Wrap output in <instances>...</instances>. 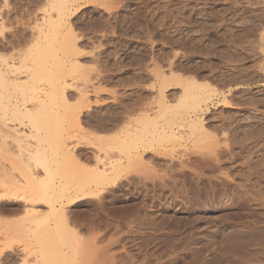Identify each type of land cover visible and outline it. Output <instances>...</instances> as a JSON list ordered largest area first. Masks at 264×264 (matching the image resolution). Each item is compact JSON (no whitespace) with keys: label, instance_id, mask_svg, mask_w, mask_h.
<instances>
[{"label":"rangeland","instance_id":"374dc122","mask_svg":"<svg viewBox=\"0 0 264 264\" xmlns=\"http://www.w3.org/2000/svg\"><path fill=\"white\" fill-rule=\"evenodd\" d=\"M73 1L74 0H71L72 4L71 6H68V9L70 8V11L71 10L72 11L69 12L67 10L66 14L65 12L64 14H62L59 13L60 10L56 5L55 0H0V16H1L0 25L4 23L5 26L4 24L2 26L6 29L4 30V28L0 26L3 28V30H1L2 28H0L1 30L0 33L2 32V35L4 33L5 37L7 34L6 38L5 37L3 38V36L0 34L1 46L4 48L5 44L7 43L6 41L9 37L10 38L8 40H13L14 36L15 38H17L18 36V38L20 37L24 40L23 47L25 49L27 47L26 50H29L33 43V41L31 40H33L35 38L34 35L36 36V34L38 33L37 30L34 31V29H36V25L38 27L46 20L48 22L51 20L53 22V20H55L54 21L55 23L53 22L55 24L54 26H57L56 27L57 30L59 29L61 30L58 31L59 36L56 34L58 37L54 36L55 39L58 38L55 40V42L59 41V44L60 43L62 44L60 39L62 40L63 37L61 38L60 36L64 34L66 35L65 37L67 38H66V42L65 39L62 40L64 41L63 44L64 43L68 44L69 42L67 40L71 39V41L74 42V44H69V45H75V49L73 48L74 49L73 50L71 46L69 47L68 45L67 46L64 45L70 48L69 54L67 53L68 56H66L65 53L63 54L64 58L66 56L68 61L64 60V58L61 57L62 56L61 53L66 51V48L63 50L62 49V47L64 48L63 45H60L61 46L60 47L59 44H57L58 42L54 43V41L52 40L46 43V45L48 44L51 45L52 43H54L57 46L55 45L56 47L55 50H52V47L54 46H50V48H48L49 47L48 46L47 47L48 50L46 49L45 54L47 57H51L53 60H55L54 62L61 60V62L63 61L64 65L65 62L66 63L71 62V64H66L67 66L65 65L66 67H63L64 70L67 67L70 68L71 66L72 68L78 69L75 71V69L70 68V70L71 69L73 70V71L71 70L72 72L75 71L74 76L76 74H79L76 76H80L79 77V79L81 78L80 80L79 79L77 80L78 77L74 79L76 76L74 77L72 74L71 76L73 77H69L68 75L72 72H68L69 74L66 76L65 73L69 69L67 68L66 69L67 71L65 70L66 72H64V70H62L61 68L62 73H64V75L66 76V80L68 79L67 81L70 82L71 79L72 80L74 79L75 81L71 80V83H73V85L74 82L75 83L77 82L74 85V87H76L77 84H78L77 88L79 85L83 87L84 85L87 86L86 91L88 90L87 92L89 94L88 95L89 99L92 103V108L91 110H88L89 112L86 109L83 110V114L88 113V115L89 113L90 114L94 113L95 115L98 114L100 115V113H102L104 115L110 116L113 112L120 113L122 112V108L125 109V107H123L126 106L125 102L128 103V100L129 102H131L133 98L136 99L138 96L140 97L142 96L144 100L143 102L146 101L149 102L152 99L154 100L156 97H158V93L156 94L157 89H153V86L158 84L156 83L158 81L155 78V72L156 71L159 72L158 71L159 67L161 69L163 68L161 72L165 71L166 74H169L167 73L170 70L169 68H172V66H174L176 71L174 70L173 67L170 73H172L173 70L175 73H177L179 66L178 71L179 73H182L184 77L186 76V74L188 76L195 75V78L197 77L196 79L198 80L200 79L199 81L201 82L209 83V81H211L209 84L211 85V87L212 85L213 87H217L216 92L219 93L216 94L215 97L216 99H214V103L216 104L215 107L211 106L212 108H210L209 110L210 112L208 111L204 116V118H206L205 123L208 127L206 128L209 129L208 131H210L209 136L208 134L206 136L210 138L208 139L206 136L198 137L199 135L198 134L197 136L188 139L189 140V141L187 140L188 142H185L183 140V138L185 137H183L182 135L185 136L187 133L184 132L182 134L184 130L182 129L181 131L180 130L181 128H179L177 132L178 131L180 132H178L177 136L180 135V138L182 136L183 138L181 139L183 141L180 139L182 143L181 146L179 145L178 146L183 148L182 144L186 143L185 144L186 149L188 147L189 150L191 148L194 150V152L192 150L191 151L187 150L188 153L191 152L189 154L191 161L193 160L192 162H197L195 160L199 161L200 157L201 159H203V156L205 155L206 157L204 159H207L208 158L207 155L208 154L212 155L215 149L216 152L214 153V155H212L213 157H215L216 154H220L222 152V154L220 155L221 168L216 169L217 171L218 170H222V171H219L220 173L216 174L217 176H219L218 179H216V181H220V185L218 184L214 186V185H209L208 182L206 183L204 182L202 184L203 186H200V188L202 189L199 194L195 192L197 190L194 191V188H192L190 184L186 185L185 187L183 186L184 189L181 184L176 189V191H174L175 193L172 191H170V193L167 192L164 193L166 197H169L167 198L168 200L166 199L167 201L164 199V201L166 202H162L163 198H165L164 195L163 198L159 199L160 201L162 200L161 203H159L160 201L158 202V200L155 201L151 199V196H153V193L155 192H151L152 195L149 193L150 199L148 197L135 195L134 192L132 193L134 197L131 196V194L126 193L127 194L126 196L124 192L122 193L118 192L117 193L118 196L117 194H115L116 198L115 196H111L108 197V199H106L105 204L108 207L105 205L107 208L106 210L102 209L103 212L100 211L101 208H99L100 210L98 209V206H95L97 207L95 208L94 206L90 207V205L89 206L87 205L88 207L82 206L74 209V211L77 210L76 212H80L81 210H83L81 213L82 217H83L82 214H85L83 218H79L78 220L79 222L78 226L81 229V230L79 229L81 233V237L79 238L81 239L77 240L76 242H73L72 246H70L73 248V250L75 248L77 249L75 250L77 254L78 253L81 254H78V256H76L77 254L70 256L69 258H67L66 263L84 264L85 262L86 264L87 262V264H89L91 261L92 264H98V263L103 264L104 261H106V263L104 264H110V263L112 264L113 261L112 262L108 261L110 262L108 263L107 260L104 258L108 259L109 256L115 255V259H117V261L116 262L114 261L113 262L114 264H264V6H263L264 0L261 1L260 0H120L121 2L119 0H109V1L79 0V4H77L78 2L77 3L75 2L76 0L74 1L73 4ZM113 1L115 2V5ZM110 2L111 4H113V6L110 4ZM116 3H118L117 6ZM45 5L47 6V8ZM82 5L84 6V8H82L83 7ZM106 5L108 6L110 5V6L108 7ZM46 9L48 10L47 12H49V14L51 13L52 15L51 14L48 15V13L45 11ZM45 12L47 13L46 15L44 14ZM149 13H151L152 16ZM61 15L62 16L65 15L64 17L66 19ZM42 16H44V18H42ZM45 16L48 19L49 18L50 19L48 20L46 18L45 20ZM175 17L176 18L178 17L179 19L178 18L176 19ZM19 20L22 22V24ZM177 20L179 21L181 20L180 21L181 23L178 24L179 22ZM182 20L184 22L188 20L189 22L184 24ZM19 23L21 25H19ZM69 24H71V26ZM48 26L49 25H47V27ZM62 26L63 27L65 26L66 29L64 28L61 29ZM50 27L51 29L53 28L52 25H50ZM49 28L48 30H51ZM68 28H71V32L70 30L69 31L67 30ZM54 30L55 29H53V32ZM57 30L55 31L57 32ZM65 31L68 34L67 33L65 34ZM61 32L63 33L60 34ZM25 38H27L28 40ZM199 38L202 43L199 42L200 40L198 41L196 40ZM50 39H54V38L52 37ZM183 40L186 43H184ZM209 40L211 44H209ZM175 41H177L178 44ZM194 41L195 42L197 41L198 43L197 42L195 43ZM187 42L188 43L191 42V43L188 44ZM214 42L216 45L214 44ZM212 44H213V48L212 46H209ZM58 46L63 50V52L62 51L59 52L60 48ZM3 48L0 49L1 55L8 56L11 54L12 52L11 50H9L7 47L6 48L8 49V51L6 48L4 49ZM25 49L22 48L21 50H25ZM50 49L53 52L49 51ZM71 49H72V53H71ZM76 49L79 50L76 51ZM70 53L71 56H69ZM175 53H177L176 56H174ZM59 56L61 58H59ZM55 57H58L59 60L54 59ZM51 58H47L49 59L48 61H50V63L52 61ZM74 61L77 62L76 65H74L75 64ZM168 61L171 64L173 61L175 63L171 65ZM54 62L52 61V64H54V67H52V69L53 71L56 70L57 72V68H59V66L61 67L62 63L58 62L59 64H61L58 65ZM72 62H74V64ZM157 64H159L158 68H157ZM73 65L74 66L78 65V67H74ZM180 65L181 68L182 66H184V68H182L183 70H181ZM189 65L191 68L190 70L189 67H187ZM189 71L191 74L189 73ZM60 72L56 74L62 75ZM82 73L88 76L89 79L84 78ZM200 75L202 78L200 77ZM210 75L212 78L214 77L213 81L216 82L213 83ZM219 76L221 77V79L223 78L224 80L223 79L221 80ZM85 80H89V82L87 83V81ZM221 81L222 83L226 81L227 84L226 83L222 84L220 83ZM217 82H219L220 84ZM171 86H173V84ZM173 87H172L173 89L170 88L167 91H168V96H171L172 98L171 101L174 102L175 100H177L176 98H178V94L180 95V93H182L181 90H183V87L182 86L180 87L173 86ZM72 89L69 91L70 93L72 91V93L75 94L76 97H73L72 100L70 98V101L73 105H75V103L77 102L75 98L78 99V94H76L78 93V91ZM213 89L215 90V88ZM217 89H219V91ZM171 90L175 91L177 95ZM220 91L223 92V95L221 94ZM172 92L174 94H171ZM174 95H176V97ZM123 96L125 98H123ZM172 96H174V98ZM220 96L221 97L224 96V97L221 98ZM171 98L169 97V99ZM224 98L227 100H225ZM218 100L220 101V104ZM224 101L226 102L230 101V103L228 102L230 105L228 104L229 106L227 105L228 107H225L226 102ZM175 103L176 102H174V104ZM95 109L98 112H96ZM141 111L142 110H140L139 113ZM67 116L64 117L66 119L65 121L68 120ZM173 116L175 117L176 114H172V116L167 115V117L164 116L163 119L165 118L164 119L165 121L161 119V122L163 121L162 123H164L166 121L168 122L170 121L171 123L173 122V119H175L173 118ZM64 118L63 119L60 118V121L59 119L57 120L58 126L57 123L56 124L54 123L55 128H53V130L55 132H56V128L58 129V127L59 128L68 127L66 125L67 122L64 121ZM169 118L172 119L170 120ZM87 125L84 126L87 127V130L90 132L93 126L89 127L90 125L89 124ZM212 125L214 126V128ZM216 126L219 129H216L215 128ZM93 129L96 131L92 130L91 132L97 133V135L93 134L92 136L94 137L92 138L91 136V139L89 136V140L93 139L92 141L93 145L96 144L94 142L96 141L99 142L98 140H95L96 138L98 139V137L100 138L102 136L105 137L106 134H107L106 137L108 136L110 138V136L113 137V135L116 132L115 130L101 132V130L96 129V127H94ZM70 130L73 131V129ZM256 130H260V131H256ZM59 131L62 132V130L58 129V132ZM156 131L157 130L153 129V134L149 136L152 137V135H156L157 134ZM214 131H216L217 133ZM253 131H255L254 134L256 133L258 134L260 132L259 136L257 134L254 135ZM61 132L56 133V135L57 134L61 135ZM252 134L253 136H250ZM159 135L160 134L158 133V136ZM151 137H149L151 142L153 140V137L155 140L157 139V136H153L152 138ZM187 137L185 138V140L187 139ZM202 138L203 140H205L203 143H202L203 140L201 141ZM159 139L161 138L158 137L157 143H156L157 140L155 142L153 141L154 143L152 142L154 147L153 149L149 150V153L158 154L159 151H160L159 153H163L167 147L174 145L172 144L173 142L169 139L168 142L166 141L167 139L163 141L162 140L159 141ZM191 139L193 140L198 139L197 140L198 142L201 141V143H199L200 145H198V143L197 145H194V143L197 141L192 143L193 146L192 144L189 145V142L191 143L193 141ZM256 139L258 141H256ZM253 142L255 144H253ZM88 143L91 144L90 141H88ZM92 144L91 146L88 147L89 150L90 148L91 150H94ZM257 145L259 146V148ZM231 146H233L234 149ZM249 146L251 147L250 149H248ZM220 148L222 149V151ZM230 148L231 151L232 149L234 151L233 155L239 154V157L236 158L238 160H235L236 162L233 159H231V156L228 155L229 153L226 152V151H230ZM212 149L214 150L212 151ZM154 150L155 152H153ZM183 150L185 151V149H180V150L177 149L176 154L174 153V157H176L175 155L179 154V156L176 158L180 159L183 157V159H185V157L187 156L186 157L187 159L188 155H185L187 154V151H185L186 153H184ZM217 150L219 151L217 152ZM242 151L244 153L243 155L241 153ZM179 152H181L182 154L184 153L182 157H181V153ZM209 152L211 153L213 152V153L210 154ZM240 153L242 156L240 155ZM161 155L159 156L158 154L157 156L162 157V159H168V161L166 160V162H164L165 165H167L166 166L167 168L163 164L164 165L162 166L163 170H161V168L158 166L157 168H160V170H157L156 168L154 169L155 170L154 171L153 169L150 168L151 169L150 174H149L150 172L149 168H147L146 170L148 173L144 169L141 171L145 172L146 175L149 174L150 176L152 175L154 176L158 174V172H160L159 174L164 175L166 171L168 175L169 171L167 169L169 168H171L169 170L174 171L179 166L180 169L178 168V170H181V167L178 163L180 162V160L178 161L177 159H174L170 162L171 160L170 157L167 158ZM175 161L176 163H178V166L175 164ZM167 162L169 164H167ZM221 172L226 176H224ZM221 174L223 177L222 176L220 177ZM217 176H215L214 178H217ZM219 178L221 179L223 178V180L226 179L225 180L226 182L221 184V180ZM210 187L212 189L213 187H215L214 188L215 190L212 191ZM181 189H183L184 191L186 190L187 192L185 191L184 193H182L183 190ZM194 193L197 194V197H195L196 194ZM169 194H171L172 197H170L171 195L169 196ZM122 196L124 197L123 199H121ZM113 197L115 199H113ZM126 197H128L127 200H125ZM113 200L114 202H112ZM184 203L186 205H184ZM110 205H113V207H111ZM143 205L144 206L146 205V207H144ZM1 207L4 210L5 207L3 205H1ZM9 211L10 210L7 211L8 214L1 216L2 222L0 223V241L3 242L8 235L11 236L15 235L14 227L12 225L5 224L4 221L8 222L10 220L11 221L14 219L16 220L17 218L20 217L19 214L12 215V213L11 212L9 213ZM86 211L88 212L89 215L91 214L89 217H87L88 215L86 214L87 213ZM95 211H98L99 218L101 216L100 219L96 215ZM2 214L4 213H1V215ZM94 214L97 216V218L95 217ZM5 218H8L9 220L8 219L6 220ZM84 218H86V221ZM146 218L147 220L155 222L154 224L156 225L152 224V228L148 225L149 227L146 228V225L150 223V222L146 223L147 221ZM87 219H89V221H87ZM137 226L140 227V229ZM132 227H134V229H132ZM128 228H130L131 231L135 229L137 230L138 228L137 231L140 230L141 232L146 234L151 233L153 237L147 238V240L146 239L141 240L139 236V238L137 239L138 236L133 237L128 233L130 231ZM6 231L8 233H6ZM246 232L247 234H245ZM185 233L188 234V237L187 234ZM90 236L93 237L91 238ZM121 236L125 237L123 242L120 243L118 241V243H115L117 242V239L119 240ZM80 240L82 242H79L80 243L79 244L78 241ZM163 240L164 241L167 240L168 242L167 241H166L167 243L163 242ZM238 241H240V243H238ZM1 243L0 246H2ZM75 243H78V245L77 244L75 245ZM73 245L75 246L73 247ZM84 247L90 248V251L88 250L89 256H87L88 251L86 249L85 250L86 254L84 252L85 257H83L84 254L82 251L84 250L82 249H84ZM92 248L93 249L95 248L96 250L95 249L93 250ZM99 248H101V250H99ZM103 248H105L106 250ZM18 249L15 250V252L17 251V255L16 253H14L13 255L11 254V256L9 255L7 258L3 259V261L6 260L4 262L2 261L3 264H6V262L8 264H13L12 261L13 259L14 261L16 260L14 264H25L23 262L25 259L21 251L22 248L18 247ZM191 249L194 250H192L191 252ZM95 251L98 252L97 253L98 255L96 254ZM100 252L105 253V256L106 253L111 252V254L104 257L102 255L103 253L101 254ZM90 255L93 256L91 257ZM246 255H248L249 257ZM86 256L88 259L86 258ZM99 256L101 258L103 257L104 259L102 260V263L100 261L101 259L99 260L100 262L97 263V260L100 258ZM74 258L76 259L74 260ZM85 258L88 261L86 260L84 261ZM69 260L71 261V263H69ZM76 260L78 262H76ZM29 263L33 264L31 262ZM66 263H61V264H66Z\"/></svg>","mask_w":264,"mask_h":264},{"label":"bare ground","instance_id":"6f19581e","mask_svg":"<svg viewBox=\"0 0 264 264\" xmlns=\"http://www.w3.org/2000/svg\"><path fill=\"white\" fill-rule=\"evenodd\" d=\"M74 1H73V4H74ZM75 2L76 3L78 2L77 4H79V0H76ZM124 2H127V1H124ZM55 3L57 5L58 9L60 10L59 13L64 14V12H65V14H66L67 10L69 12L72 11V10L70 11V8L68 9V6H71V4H72L71 0H57V2L55 0ZM110 4H111V2H110ZM117 4L118 3H116V6H117ZM111 5L113 6V4H111ZM114 5H115V2H114ZM106 6H108V5H106ZM115 7H114V9H115ZM46 8H47V6H46ZM82 8H84V6ZM76 9H78V8H76ZM45 11L47 12L48 10L46 9ZM42 12H43V10H42ZM46 12L44 13L45 15L47 13H48V15L51 14V13L49 14V12H47V13ZM107 12H109V11H107ZM132 12H133V10H132ZM149 12H150V10H149ZM147 14H148V11H147ZM149 14H151V13H149ZM64 16H62V17H64ZM151 16H152V14H151ZM42 18H44V16H42ZM46 18L47 17L45 16V20H46ZM77 20H78V18H77ZM54 21L55 20H53V22ZM112 21H114V20H112ZM177 21L179 22L178 24L181 23L180 22L181 20L180 21L177 20ZM186 21L185 22L183 21L184 24L189 22L188 20H186ZM49 22L46 20L43 22L44 25H43V23L41 25H39L38 27L36 25V29H34V31L37 30L38 33L36 34V36L34 35V37L36 39L32 38L33 40H31V41H33V43H32L33 46L31 45L32 48L29 45L31 50L30 49L26 50L27 44L25 45V47H26V49H25L23 47L24 40L20 37L18 38V36L16 35L17 38H15V36H14V39L12 38L13 40H8L10 38L9 37L6 41L7 43L5 44V46L3 45L4 48L7 47L9 50L12 51L11 54L9 53L10 55H8V56L4 55L3 56L0 53V223L2 222L1 216L8 214V212H7L8 210H10L9 213L11 212L12 215H14V214L20 215V217L17 218L16 220L14 219V220H12V221L10 220L8 222L4 221L5 224H7V225L9 224V225H12L14 227L15 235L14 236L8 235L5 240L3 238L4 242L0 241V243L3 242V243H1L2 246H0V264H3V262L6 261V260L3 261V259L7 258L9 255L11 256V254L13 255L14 253H16V255H17V251L15 252V250L18 249V247L22 248L21 251H22V254H23L24 259H25L23 262L25 264H30L29 262H31L33 264H59V263L61 264V263H66L67 258H69L72 255L77 254L75 251L77 249L75 248L73 250V248L70 246H72L73 242H76L77 240L81 239V238H79V237H81V233H80L81 229L78 226V223H79L78 220H79V218H83L85 215V214H82L83 217L81 216V213L83 210H81L80 212H76L77 210L74 211V209L82 207V206H87V205L89 206L90 205V207L98 206V209L101 208V210L99 209L100 211H102V209L106 210V208L108 207L105 204L106 199H108V197L115 196V194H117L118 192H121V193L124 192V194H126V193L131 194V196H133L132 193L134 192L135 195H140L142 197H148L149 199H150L149 195L151 194V192H155V193H153V196H151V199H153L155 201L158 200V202H159L160 201L159 199L163 198L165 196V198H163V201L162 200L161 201L166 202L168 200L167 198H169V197H166V195H164V193L165 192L170 193V191H172V192L176 191V189L181 184H182V187L183 186L185 187L186 185L190 184V186L192 188H194V191L197 190V191H195V192H197V194H199L201 192L202 188H200V186H203L202 184L204 182L205 183L208 182L209 185H214V186L218 185V184L220 185V181H216V179H218V177H219L216 174L220 173L219 171H222V170L217 171L216 169L221 168V166H220L221 165L220 155L222 154V152L220 154H216L215 157H213L212 155H214V153L216 152L215 151L216 149L215 150L212 149V151L214 150L213 151L214 153L212 152L213 153L212 154L211 152H209L212 155H209L207 153L208 154L207 159H204L206 157V155H205V156H203V159H201V157H200L199 161L195 160L197 162H192L193 160L191 161L190 154H189L191 152L188 153V151L192 150L194 152V150L192 148L189 150L188 147L186 149V147H185L186 143L182 144L183 148L179 147V146H181V143L183 140L185 142H188L189 141L188 139H190L191 137H195L198 134H199L198 137L199 136L204 137L207 134L209 136L210 131H208L209 129H207L208 127L205 123L206 118H204V116L210 110V108H212L213 106L215 107L216 104L214 103V99H216L215 98L216 94L219 93V92L218 93L216 92L217 87H213V85L211 87V85L209 84L211 81H209V83L201 82V81H199L200 79L198 80V79H196L197 77L195 78V75L194 76L189 75V76H191V77H189L186 74V76L184 77L182 75V73H179V71H178L179 66L178 65H177L178 66L177 73L181 74V75H178L177 73L174 72V70H175L174 66H172V68L174 67V70H173L174 73L173 72L170 73V71H172L171 70L172 68H169L170 70H169V72H167L169 74H166L165 71H164L165 72V74H164V72H161V70L163 68L162 69L160 67L158 68V65L160 64L159 63V64H157V68H158L159 72L156 71L157 69L155 70L156 71L155 72V78L158 81L156 83H158V84L153 86V89H157L156 94L158 93V97H156L154 100L152 99L153 101L150 100L149 102H147L145 99V101L147 102L146 103V102H143L144 100H143L142 96L141 97L138 96L136 99L133 98L134 100L132 99L131 102H129V100H128V103L125 102L126 106H123V107H125V109L122 108L123 113L122 112H120V113H118V112L114 113L113 112L110 116L104 115L102 113H100V115L99 114L95 115L94 113H91V114L89 113V115H88V113L83 114V110L86 109L88 111V110H91V108H92V103L89 99V96H88L89 94L87 92L88 90L86 91L87 86L83 84L84 87L79 85L81 88L79 86L77 88L78 84L76 85V87H74V85L77 82L76 83L74 82V85H73V83H71L72 79L70 80V82L67 81L68 79L66 80V76L69 74L68 72H72L73 71L72 69H75V68H72V66H71L70 67V68H72L71 69L72 71H71L70 68L67 67L69 70L67 71L66 70L67 68H66L65 69L67 71L66 72L63 69V67H66L67 66L66 64H71V62L66 63L64 61L65 65H66L65 66L63 61L61 62V60H59V58H61V57L64 58V55H63L64 53L66 56H68L67 53L69 54V52H70V48H69L70 46L72 47V49L73 48L75 49V45H69V44H74V42H72L71 39L70 40L68 39L67 41L69 43L63 44L64 41H62V40L65 39V42H66L67 37H65L66 35H64V34L61 35L60 37L61 38L63 37L62 40L60 39L62 44L61 43L59 44V41H56V42H58L57 44H59V46L60 45H63V46L68 45L69 47H66V46H64V48L62 47L63 50L66 48V51H64V52L60 48L61 46L60 47L58 46L60 48V51L58 50L59 48L57 47L58 48L57 50L59 52H61V51L63 52V53H61L62 54L61 57L59 56V58L58 57L54 58V59L59 60L57 62H54L55 60H53L51 57H47L45 54V51H46V49L48 50V48H50V46H54V47H52V50H55L56 44H54V43H56L55 40L58 39V38L55 39V37L59 36L58 31L60 30V29L57 30L56 29L57 26H54L55 22L53 23L52 20ZM21 24H22V22H21ZM21 24L19 23V25H21ZM2 25H0V26H2ZM47 25H49V26L47 27ZM50 25H52V27H53L52 29H51ZM69 25L71 26V24H69ZM4 26H5V24H4ZM2 27H0V28H2ZM60 27H58V28H60ZM3 28L1 30H3ZM48 28L51 30H48ZM63 28L66 29L65 26L64 27L62 26L61 29H63ZM53 29L57 30V32L54 30V32H55L54 33ZM4 30H6V29L4 28ZM67 30L68 31L70 30V32H71V28H68ZM63 32H61L60 34H62ZM66 33L67 32L65 31V34ZM0 34L2 35V32ZM246 34H247V32H246ZM69 35H68V37H69ZM2 36H3V38L5 37L4 33ZM72 36H73V34H72ZM6 37H7V34H6ZM52 37L54 39H50ZM209 37H210V35H209ZM25 39H27V38H25ZM52 40L54 41V43H52L54 45H52V44L46 45V43H48L49 41H52ZM177 40H178V38H177ZM196 40L198 41V40H200V38L196 39ZM169 42H170V40H169ZM175 42H177V41H175ZM199 42H201V40ZM184 43H186V42L184 41ZM190 43H188V44H190ZM192 43H193V41H192ZM174 44H176V43H174ZM177 44H178V42H177ZM209 44H211L210 40H209ZM214 44H215V42H214ZM45 46H46V48H45ZM199 46H201V45H199ZM209 46H212V48H213V44L209 45ZM21 47L25 50H21L22 49ZM1 48H3V47L0 44V49ZM208 48H210V47H208ZM8 49H7V51H8ZM67 49H69V50H67ZM72 49H71V53H72ZM52 50L50 49L49 51H52ZM78 50L76 49V51H78ZM71 53L69 56H71ZM176 55H177V53H175L174 56H176ZM49 56H50V54H49ZM56 56H58V55H56ZM66 56H65L64 60H67ZM47 58H51V60L58 65H61L58 63V62H61L63 66L62 65H61V67L59 66V68H57V72L55 69H54L55 71H53L52 67H54V64H52V61L50 63V61H48L49 59H47ZM74 62H72V63L74 64ZM173 63H175V62L173 61L172 64L171 63L170 64L173 65ZM230 63H231V61H230ZM76 64H77V62H75L74 65H76ZM227 64H228V62H227ZM174 65H176V64H174ZM231 65H232V63H231ZM74 67H78V65L74 66ZM187 67H189V70L191 69L190 65ZM245 67H247V66H245ZM61 68H62V70H64V72H66L65 73L66 76L64 75V73H62ZM180 68H181V65H180ZM182 68H184V66H182ZM182 68H181V70H183ZM204 69H206V68H204ZM76 70H78V69H75V71ZM98 70H99V68H98ZM75 71L70 73L68 76L73 77ZM185 71H186V69H185ZM59 72L62 75L56 74ZM93 72H96V71H93ZM187 72H188V70H187ZM189 73H190V71H189ZM71 74L73 76H71ZM82 74H83L84 78H86V79L88 78V76H86L84 73H82ZM149 74H151V73H149ZM76 75H79V74H76ZM208 75H207V77H208ZM196 76H197V74H196ZM79 77L80 76H76L74 79L77 78V80H78ZM200 77H201V75H200ZM210 77H211V75H210ZM211 78H210V80H211ZM213 78H212V81H213ZM220 79H221V77H220ZM85 81H87V83L89 82V80H85ZM205 81H207V80H205ZM214 82H216V81H213V83ZM217 83H219V82H217ZM220 83H222V81ZM223 83H226V81H224ZM172 84L175 87H180V86L183 87V90H181L182 93L178 92V93H180V95L178 94V98H176L177 100L174 101V102H176L175 104L173 101H171L172 98H171V96H168V91H167L168 89L173 87V86H171ZM228 85H229V83H228ZM82 87H83V89H82ZM72 88L78 89V90L74 89V90L78 91V93H76V94H78V99L75 98V100L78 103L76 102L77 104L75 103V105H73L70 101V98L72 100L73 97H76V95L73 94L72 91H71V93L69 91ZM84 88H85V90H84ZM213 88H215V90ZM217 90L219 91V89H217ZM68 91H69V93H68ZM171 91H173V90H171ZM178 91H179V88H178ZM222 91H220V92L223 95ZM97 92H98V90H97ZM173 92L177 95V93L175 91H173ZM173 92L171 94H174ZM169 94H170V92H169ZM176 95H174V96L176 97ZM145 96H146V94H145ZM174 96H172V97L174 98ZM169 97L171 99H169ZM223 97H221V98H223ZM123 98H125V97L123 96ZM217 99H219V98H217ZM225 100H227V99H225ZM246 100H247V98H246ZM98 102H96V103H98ZM215 102H217V101H215ZM224 102H226V101H224ZM228 102L230 103V101H227L226 104L224 103L226 105L225 107H228L230 105ZM111 104H113V103H111ZM219 104H220V101H219ZM127 106H129V107H127ZM105 108H107V107H105ZM93 109H92V111H93ZM216 109H217V107H216ZM140 110H142V111L139 113ZM95 111H96V109H95ZM96 112H98V111H96ZM172 114H176L175 117L173 116V118H175V119H173V122H171V123H170V121L169 122L166 121L164 123H162L163 121L161 122V119L162 120L165 119V118L163 119L164 116H166V117H167V115L172 116ZM66 116L68 119L67 121H65L66 119L64 118ZM97 116H99V117H97ZM60 118H62V119L64 118V121L67 122L66 125L68 127L67 128L62 127V126H60L62 128L58 127V129L62 130V132L59 131V132H61V135L57 134V135H60V136H57L56 133H59L58 129L56 128V132H55L53 130V128H55L54 123L56 124L58 119L60 121ZM228 118H229V116H228ZM166 119H168V118H166ZM245 120H246V118H245ZM61 123H62V120H61ZM207 123H209V122H207ZM87 124L90 125L89 127H92V126H93V128L96 127V129L101 130V132L102 131H111V130H115L116 132L113 135V137L110 136L111 139L108 136L106 137L107 134L105 135V137L102 136L99 138L97 136L98 139L95 137L96 139L95 138L94 139L98 140L99 142L96 141V142H94L96 144L93 145L92 144L93 139L89 140V136L91 139V136L93 134L97 135V133L91 132L92 130L96 131L93 128L89 132L87 130V127L84 126ZM57 126H58V123H57ZM69 128L73 129V131L70 130ZM151 128H153L154 130H157L156 131L157 134L152 135V137L157 136V139H158V137H160L161 139H159V141L160 140L163 141V140L167 139L166 141L168 142V139H169L173 142L172 143V144H174L173 146H170L167 148L165 147L166 148V149L164 148L165 151L164 152L161 151L163 153H159L160 152L159 150H158L159 152L158 151L157 152H158L159 156L162 154L161 156H163V157L164 156L167 158L170 157V159H171L170 162L174 159H177L178 161L180 160V162H178V163L181 167V170H178L179 166H178V163H176V161H177L176 160L175 164L178 166V168H176V170H174V171L169 170L171 168L167 169L169 171L168 175H167V171H166V173H164V175L159 174L160 172H158L159 175L158 174H156L154 176L152 175L153 177L149 175L151 173V169L154 170L158 166L161 168V170H163L162 166L165 165L164 162H166V160L168 161V159H162V157H158L157 153H154V154L149 153V150L153 149V147H154L152 142L153 141L155 142L157 140V139L155 140L153 137V140L151 142V140L149 138V137H151L149 135L153 134V129H151ZM179 128H181L180 129L181 131H182V129L184 130L182 132V134L184 132H186L187 134L186 133L185 134L187 136H189V137H187L186 135L185 136L182 135L185 138L187 137L186 140H185V138H183L181 136V138H183V140H182L180 138V135L177 136L178 132H180V131L177 132V130ZM213 128H214V126H213ZM215 128L219 129V128H217V126ZM256 131H260V130H256ZM214 132H216V131H214ZM158 133L160 134L159 136H158ZM254 133H255V131H253V134ZM259 133L258 134L256 133V134L259 136ZM253 134L250 136H253ZM256 134H254V135H256ZM98 135H99V133H98ZM161 135H162V137H161ZM86 136H87L88 140H87ZM163 136L166 138H164ZM208 136H206V137L208 138ZM93 137L94 136H92V138ZM206 137H205V139H206ZM211 138H213V137H211ZM225 138H224V140H225ZM191 140H193V139H191ZM197 140L198 139H195L191 143L189 142V145L194 143ZM202 140H203V138L201 139V141ZM252 140H254V139H252ZM259 140H260V137H259ZM88 141L91 142L92 146L94 147V150H91V148H90V150L88 149V147L91 146V144L88 143ZM201 141L195 142L194 145H197V143H198V145H200L199 143H201ZM204 141L205 140H203L202 143ZM256 141H258V140L256 139ZM157 142H158V140L156 141V143ZM234 143H235V141H234ZM253 144H255V143L253 142ZM257 144H258V142H257ZM177 146L180 149H185V151L188 150L187 154H185V155H188L187 159H186L187 156L185 157V159H183V157H182V155L184 153H186L184 150H183L184 151L183 154L181 152H179V153H181L182 158H180V159L176 158L179 156V154L175 155L176 157H174V153L176 154V150L177 149L180 150ZM192 146H193V144H192ZM231 147L233 148V146H231ZM250 148L251 147L249 146L248 149H250ZM258 148H259V146H258ZM197 149H198V147H197ZM233 149L231 151V148H230V151H226V152H228L229 153L228 155L231 156V159H233L235 161V160H238L236 158L239 157V154L233 155V152H234ZM155 150L153 152H155ZM219 150H217V152ZM228 150H229V148H228ZM221 151H222V149H221ZM243 151L241 152L242 155L244 154ZM251 152H252V150H251ZM241 153H240V155H241ZM248 153H250V152H248ZM225 154H227V153H225ZM194 156H195V154H194ZM209 156H212L213 158L209 157ZM224 156H223V158H224ZM167 164H169V163L167 162ZM166 166L167 165H165V167ZM147 168H149V169L151 168V169H150L149 174L146 175L145 172H142L141 170L144 169L146 171ZM160 168H157V170H160ZM222 168H224V167H222ZM149 169H148V171H149ZM262 173H263V171H262ZM222 174L220 175V177L222 176ZM215 176H217V178H214ZM224 176H226V175H224ZM227 178H228V176H227ZM219 179L221 180V184L226 182L225 181L226 179H224V180H223V178L222 179L219 178ZM227 183H228V181H227ZM184 187H183V189H184ZM214 188L215 187H213V189L211 188L212 191L215 190ZM183 189H181V190H183ZM185 191L183 190L182 193H184ZM218 191H220V190H218ZM127 194H126V196H127ZM194 194H196V193H194ZM197 194L195 197H197ZM214 194H216V193H214ZM170 195L171 194H169V196ZM117 196H118V194H117ZM123 196L121 199L124 198ZM119 197H121V196H119ZM170 197H172V195ZM115 198H116V196H115ZM115 198L113 197V199H115ZM135 198H137V197H135ZM127 199H128V197H126L125 200H127ZM164 199L165 200L167 199V200L164 201ZM173 199H174V197H173ZM108 201H110V200H108ZM161 201L159 203H161ZM112 202H114V200ZM143 202H144V200H143ZM179 202H180V200H179ZM106 203H108V202H106ZM109 203H111V202H109ZM1 205H3L5 207L4 208L5 211L2 209ZM184 205H186V204L184 203ZM110 206L113 207V205H110ZM144 207H146V205ZM95 208H97V207H95ZM84 210H85V208H84ZM98 211H95L97 216H98ZM1 213H4V214L1 215ZM86 214L88 215L87 217H89L91 215V214L89 215L88 212ZM96 215H95V217L97 218ZM98 218H99V216H98ZM100 218H101V216H100ZM5 219L7 220L8 218H5ZM84 219L86 221V218H84ZM146 220H147V218H146ZM87 221H89V219H87ZM98 222H100V221H98ZM148 222H150V223L146 225V228L149 226L152 228V224H154L155 222L147 220L146 223H148ZM154 225H156V224H154ZM85 226H86V224H85ZM105 226H106V224H105ZM130 228H128V229L130 230ZM138 228L140 229V227H138ZM138 228H137V230H138ZM132 229H134V227H132ZM135 230H133V231L130 230L129 232L128 231L127 232L130 235H132L133 237L138 236L137 239L140 236L141 240L142 239L147 240V238L153 237V235L151 233L146 234V233L141 232L140 230L139 231H137V230L135 231ZM141 230H142V228H141ZM145 230H147V229H145ZM191 230H192V228H191ZM143 231H144V229H143ZM248 232H250V231H248ZM6 233H8V232L6 231ZM192 233H193V231H192ZM12 234H14V233H12ZM185 234H187V233H185ZM245 234H247V232ZM209 236H211V235H209ZM187 237H188V234H187ZM124 239H125V237L121 236L119 238V240L117 239V242H115V243H118V241L121 243V242H123ZM94 241H95V239H94ZM166 241L167 240H165V241L163 240V242H166ZM79 242H82V241L80 240V241H78V243ZM78 243H75V245L76 244L78 245ZM86 243H89V242H86ZM238 243H240V241H238ZM75 245H73V247ZM212 245H213V243H212ZM88 248L84 247V249H82L84 251L81 250L83 252V254H84V252L86 254V251H85L86 249H87V251L88 250L90 251V248L89 249ZM103 249H105V248H103ZM18 250H20V249H18ZM99 250H101V248H99ZM192 250H194V249H191V252H192ZM89 251H88L87 256H89ZM9 252H11V253H9ZM97 253L98 252H96V254ZM78 254H81V253H78ZM78 254L76 256H78ZM85 254L83 257H85ZM96 254H94V255H96ZM109 254H111V252L106 253V256ZM102 255L104 257H106L105 253H103ZM102 255H100V256H102ZM87 256H86V258H87ZM90 256L92 257L93 255H90ZM246 256H248V255H246ZM83 257H80V258H83ZM76 258H74V260ZM86 258L84 259V261L86 260ZM104 259H106L107 262L108 261H111V262L117 261V259H115V255L109 256L108 259L107 258H104ZM104 259H103V257L102 258L100 257L97 260V263L100 261L102 263V260H104ZM90 260H91V258H90ZM12 261L14 264V262L16 260L14 261V259H13ZM86 261H88V260H86ZM76 262H78V261L76 260ZM113 262H112V264H114ZM69 263H71L70 260H69ZM90 263H91V261H90ZM104 263H106V261H104ZM108 263H110V262H108ZM6 264H8V263L6 262ZM84 264H85V262H84ZM86 264H87V262H86Z\"/></svg>","mask_w":264,"mask_h":264}]
</instances>
